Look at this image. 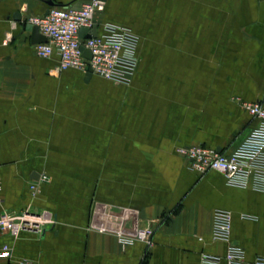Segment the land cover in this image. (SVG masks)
<instances>
[{"label":"crops","instance_id":"1","mask_svg":"<svg viewBox=\"0 0 264 264\" xmlns=\"http://www.w3.org/2000/svg\"><path fill=\"white\" fill-rule=\"evenodd\" d=\"M48 1L86 0H0V213L46 208L55 221L45 233L46 222L16 235L0 231V254L2 245L11 247L0 264H202L204 255L227 264L229 242L213 237L217 210L231 213L230 239L243 247L246 264L264 257V190L232 185L216 170L199 174L177 152L196 143L231 152L259 125L236 97L264 104V0H210L208 48L196 57L223 61V74L236 77L220 103L150 99L171 89L158 78L169 70L149 67L147 51L128 84L61 70L58 54L38 56L30 32L21 34L14 19L16 12L44 14ZM104 1L100 33L104 23L131 29L139 36L138 58L149 41H162L142 27L139 0ZM166 55L185 69L182 56ZM56 67L63 94L96 92L95 103H81L85 122L59 126L51 113L71 103H41V76L57 80ZM105 85L113 88L110 103ZM32 182L41 184L39 192ZM148 221L155 225L153 247H123L118 233L132 235Z\"/></svg>","mask_w":264,"mask_h":264},{"label":"built area","instance_id":"2","mask_svg":"<svg viewBox=\"0 0 264 264\" xmlns=\"http://www.w3.org/2000/svg\"><path fill=\"white\" fill-rule=\"evenodd\" d=\"M104 0H86L79 6L72 3L53 5L47 14L30 17L29 21L39 27L40 32L47 37L46 42L34 44V51L40 57H51L54 53L59 56L61 70L75 68L83 73L91 71L110 81L128 84L137 69L139 36L131 29L112 23H104V32L98 28L101 23L99 16L105 10ZM87 28L91 36L81 37L80 30ZM97 29V35L92 30ZM82 47L90 50L92 57L87 59ZM242 107L252 116L260 120L246 139L231 152H218L217 149L202 143L181 145L177 152L185 158L190 168L199 174L209 170L223 173L232 185L254 187L264 190V104L259 101H247L237 98ZM46 176H42L45 179ZM39 182L31 188L39 192ZM231 213L228 210H217L214 216L213 237L216 240L229 242L225 256L227 264H246L244 249L230 239ZM37 222V223H35ZM52 226L53 217L31 215L15 211L0 213V231L16 235L24 228L39 229ZM42 228V229H43ZM105 231L104 229H99ZM154 221H148L139 227L132 235L118 233L122 246L140 241L148 248L153 247ZM1 256H10L11 247L4 244ZM222 258L204 255L202 264H221ZM21 264H38L24 259ZM254 264H264V257H258Z\"/></svg>","mask_w":264,"mask_h":264},{"label":"rangeland","instance_id":"3","mask_svg":"<svg viewBox=\"0 0 264 264\" xmlns=\"http://www.w3.org/2000/svg\"><path fill=\"white\" fill-rule=\"evenodd\" d=\"M209 3L210 0L138 1L136 13L140 16L139 21L142 22V27L145 29L148 27L155 38L162 40L157 43L149 41L144 46V49H140V63L144 60V55L147 51V53H151L150 56H147L149 58V67L160 69V66H163L169 70L168 76H159L158 78L169 85L171 92L165 94L157 91L158 93L150 94V99L155 100L154 98H157L156 94H160L158 98L162 103H166L167 97L172 100L177 99V102L220 103L222 97L227 94V87L236 83L235 76L224 75L219 68V64L223 61H216V64H211L209 60H201L196 57V51H205L208 48V45L203 43L207 41L210 23ZM166 52H173L175 57L182 56L185 69H179L178 71L176 65L181 61L172 60V57H168ZM192 67L195 68L192 69ZM55 70L57 80L52 75L50 77L41 76V103H71L68 107L60 105L56 110L57 113H51L52 117L55 116L58 120L59 126L62 124L64 126L70 125V120L73 122L71 123L72 126L85 122L81 120V115H86L88 108L85 107V104H82V108L81 103H95L97 100L96 92H90L87 96H82L81 92L76 91L63 94L62 92H64L65 88L59 80L61 71L58 67ZM112 84L120 85V83L113 81ZM158 85L161 86L160 84ZM103 88L105 90V102L110 103L109 100L112 99L113 88L106 85ZM162 88L163 86H161L159 91ZM60 95H63V97ZM89 110L90 114L91 109ZM92 130L94 131V129ZM44 176L46 178L42 181H48L50 177L47 174H44ZM61 178H64V176H61ZM34 183L36 182H32L31 186ZM37 184L40 190L41 184ZM26 211L31 215L40 214L44 217L51 215L52 212L46 208L37 210L29 207L21 210L20 213L26 214Z\"/></svg>","mask_w":264,"mask_h":264},{"label":"water","instance_id":"4","mask_svg":"<svg viewBox=\"0 0 264 264\" xmlns=\"http://www.w3.org/2000/svg\"><path fill=\"white\" fill-rule=\"evenodd\" d=\"M48 4H49V6L56 5V3L54 1H48ZM48 12H49V8L46 10L45 14H47ZM14 19H15L16 22L20 23L21 34L24 33L25 31L30 32V41H31L32 44H36V43H41V42H46L47 41V37L40 32L39 27L29 21L30 16H28V15L23 16L21 13L16 12L14 14ZM92 35L93 36L97 35V29L96 28H94L92 30ZM80 36L81 37H83V36L88 37V36H91V33H90V31L87 28H82L80 30ZM82 50H83V53H84V55L86 56L87 59H90L92 57V54H91L89 49H87L85 47H82ZM91 77H92V72L88 71L85 74V80H89ZM217 151L221 152L222 148L221 147L217 148ZM37 215H39V214H37ZM35 223H37V222H35ZM46 230H47V228H43L42 229V233H45Z\"/></svg>","mask_w":264,"mask_h":264}]
</instances>
